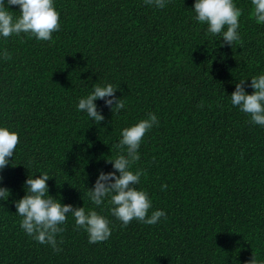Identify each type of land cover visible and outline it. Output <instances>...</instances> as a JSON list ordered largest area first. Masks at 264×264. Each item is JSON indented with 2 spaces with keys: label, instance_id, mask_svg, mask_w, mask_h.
<instances>
[{
  "label": "trees",
  "instance_id": "16d2710c",
  "mask_svg": "<svg viewBox=\"0 0 264 264\" xmlns=\"http://www.w3.org/2000/svg\"><path fill=\"white\" fill-rule=\"evenodd\" d=\"M53 3L60 30L51 40L0 36V127L20 141L0 170L11 192L0 198V264H264V126L230 97L240 80L252 94L251 78L264 75V23L251 0H233L242 14L232 46L196 19L195 0H165L163 9L145 0ZM8 10L14 21L21 15L18 5ZM107 84L125 107L97 99L99 123L77 106ZM149 113L158 124L131 170L146 173L136 187L152 202L148 216L166 218L125 227L110 196L97 206L88 192L101 171H115L108 160L126 155L116 147L122 131ZM44 173L62 205L109 220L106 241L90 244L72 214L57 236L62 251L26 234L15 203L29 176Z\"/></svg>",
  "mask_w": 264,
  "mask_h": 264
},
{
  "label": "clouds",
  "instance_id": "9594fccd",
  "mask_svg": "<svg viewBox=\"0 0 264 264\" xmlns=\"http://www.w3.org/2000/svg\"><path fill=\"white\" fill-rule=\"evenodd\" d=\"M150 6L163 9L165 0H145ZM252 15L257 23H264V0H251ZM19 6L20 17L14 21L12 12L8 6ZM196 19L208 25V32L212 35H221L222 44L232 46L239 40L238 28L241 10L236 7L233 0H195L194 7ZM226 28V30H225ZM60 30V13L55 9L53 0H0V36L8 38L13 34L30 33L36 39L49 41L52 33ZM3 59H11V54L5 49ZM245 81L240 80L235 91L231 94V103L250 116L251 122L264 126V75L251 78L254 89L252 94L245 92ZM117 87L107 84L104 87L96 86L94 91L78 103V110L86 112L94 121L101 123L105 118L94 103L102 99L105 105L112 111L119 112L125 107L124 100L115 96ZM202 106V105H201ZM158 124L155 114L149 113L148 119L139 121L134 126L125 128L122 139L116 145L123 153L112 163L115 171L100 172L95 185L89 189L88 196L91 201L99 206L108 196L109 203L113 205L111 212L118 218L123 226L129 225L134 219L148 225H155L161 217L166 218L164 211H153L151 216L148 212L152 207L148 193L138 190L136 185L140 183L141 175H146L143 170L133 172L132 166L139 161L138 149L146 133ZM19 135L8 128L0 127V170L9 165V158L13 157L16 146L19 143ZM119 173L117 176L116 173ZM50 179L47 173L39 178L26 180L27 194L15 203L17 214L22 217L21 228L27 235L33 237L40 244H48L54 252L62 251L58 247L57 236L65 229L61 227L67 222L68 214L75 218L77 229H84L88 233L90 244L106 241L111 235L109 220L99 215L96 211L85 212L84 207L74 208L71 204H61L48 194L47 181ZM3 177L0 176V181ZM167 189V185L161 186ZM10 189L0 187V198L7 200ZM63 241L61 240L60 243ZM250 264H255L252 260Z\"/></svg>",
  "mask_w": 264,
  "mask_h": 264
}]
</instances>
